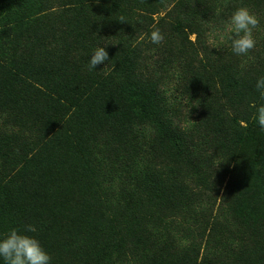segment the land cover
I'll return each instance as SVG.
<instances>
[{
    "label": "trees",
    "instance_id": "16d2710c",
    "mask_svg": "<svg viewBox=\"0 0 264 264\" xmlns=\"http://www.w3.org/2000/svg\"><path fill=\"white\" fill-rule=\"evenodd\" d=\"M261 74L264 0H0V233L52 264H264Z\"/></svg>",
    "mask_w": 264,
    "mask_h": 264
},
{
    "label": "clouds",
    "instance_id": "9594fccd",
    "mask_svg": "<svg viewBox=\"0 0 264 264\" xmlns=\"http://www.w3.org/2000/svg\"><path fill=\"white\" fill-rule=\"evenodd\" d=\"M217 14H220L219 10ZM120 22H124V19L121 18ZM259 23L258 17L247 7H237L231 12L227 21V33L223 38L230 42L234 55L246 57L257 46L254 30ZM143 39L144 37H141V40ZM164 39V34L159 29L148 35V40L153 45L161 44ZM89 54H91L88 59L89 71H95L96 66L104 64L105 61L108 63L111 61L106 48L99 44L95 46L94 51L87 53V56ZM254 89L257 96L264 99V74L256 78ZM254 107L253 119L260 129H264V103H258ZM36 232L34 226L26 225L23 229L13 227L0 233V264H52L51 256L34 235Z\"/></svg>",
    "mask_w": 264,
    "mask_h": 264
}]
</instances>
